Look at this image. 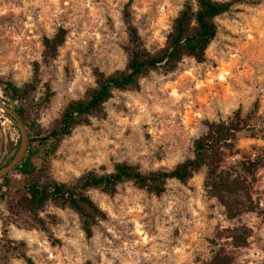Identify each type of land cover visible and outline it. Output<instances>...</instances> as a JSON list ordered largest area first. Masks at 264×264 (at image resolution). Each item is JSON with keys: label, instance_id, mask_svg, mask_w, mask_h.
<instances>
[{"label": "rangeland", "instance_id": "374dc122", "mask_svg": "<svg viewBox=\"0 0 264 264\" xmlns=\"http://www.w3.org/2000/svg\"><path fill=\"white\" fill-rule=\"evenodd\" d=\"M185 1L0 0V80L31 84L34 62L39 65L38 81L23 101L12 102L1 88L0 99L23 107L42 130L52 128L63 105L94 85V70L124 67L126 13L142 43L155 50ZM215 21L204 61L184 57L173 71H150L136 90H116L106 114L76 127L44 164L66 183L92 169L110 171L120 161L146 171L170 169L193 155L206 122L226 120L240 109L253 115L256 136L240 133L225 160L246 168V188L227 195L226 206L205 184L203 167L186 182L169 179L161 195L130 181L112 193L90 189L105 217L88 237L75 210L49 201L33 218L14 211V185L0 186V264H200L221 250L232 264H264V0H237ZM61 27L64 42L43 62V38ZM19 139L0 109V168ZM43 158L40 149L34 163L40 166ZM10 175L12 183L20 178Z\"/></svg>", "mask_w": 264, "mask_h": 264}, {"label": "trees", "instance_id": "16d2710c", "mask_svg": "<svg viewBox=\"0 0 264 264\" xmlns=\"http://www.w3.org/2000/svg\"><path fill=\"white\" fill-rule=\"evenodd\" d=\"M195 1V7L190 0L183 3L172 21L164 44L155 50H149L142 43L126 13L130 45L126 49L128 57L124 67L110 73L94 70V85L87 87L80 98L71 99L63 105L52 128L42 130L34 121H29L27 110L23 107H11L25 125L30 138L25 159L0 180L1 187H16L18 197L13 206L14 211L36 218L49 201L63 208L69 207L79 214L83 231L90 237L94 225L105 217V212L89 195L90 189L112 193L117 184L130 181L150 193L161 195L166 191L169 179L186 182L203 167L206 168L205 184L226 206L227 195L246 188L242 181L246 168L242 165L238 170L228 165L225 160L227 155L234 153L240 133L246 131L249 136H256L258 125L255 124L253 115L251 112L243 115L240 109L234 110L232 116L226 120L206 122L204 132L193 141V155L170 169L146 171L136 163L120 161L110 171L103 167V171L92 169L73 183H66L53 178L44 164L55 153L60 141L76 127L90 124L94 116L106 114L105 103L116 90H136L140 86V79L150 71H173L184 57H191L197 62L204 61L206 49L217 32L216 17L231 11L237 0ZM65 36L66 30L61 27L51 37L43 38V62H48L57 55ZM38 71L39 65L34 62V78L31 84L17 85L12 81L0 80L3 94L12 102L23 101L33 89V83L38 81ZM49 97L50 94L46 93L45 102L49 101ZM40 149L44 151L45 158L37 166L34 159ZM11 172L20 176L15 183L11 182ZM230 258L223 250L215 251L209 260L201 261L200 264H232Z\"/></svg>", "mask_w": 264, "mask_h": 264}, {"label": "water", "instance_id": "95a60500", "mask_svg": "<svg viewBox=\"0 0 264 264\" xmlns=\"http://www.w3.org/2000/svg\"><path fill=\"white\" fill-rule=\"evenodd\" d=\"M0 109H2L5 115L8 116L15 123L20 133L19 145L16 152L14 153L12 158L7 162V164L0 169L1 180L5 175L12 171L16 165L20 164L25 159L29 147L30 138L27 129L21 119L1 99Z\"/></svg>", "mask_w": 264, "mask_h": 264}]
</instances>
